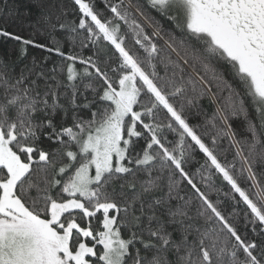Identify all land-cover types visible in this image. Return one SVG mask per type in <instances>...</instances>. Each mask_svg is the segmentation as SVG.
I'll return each instance as SVG.
<instances>
[{
	"label": "snow or ice",
	"instance_id": "6c2138e0",
	"mask_svg": "<svg viewBox=\"0 0 264 264\" xmlns=\"http://www.w3.org/2000/svg\"><path fill=\"white\" fill-rule=\"evenodd\" d=\"M45 3L51 47L0 27L21 57L32 46L66 61L16 73L0 57V264H264V0ZM203 96L218 107L192 125L185 106ZM195 149L205 159L190 174Z\"/></svg>",
	"mask_w": 264,
	"mask_h": 264
},
{
	"label": "trees",
	"instance_id": "16d2710c",
	"mask_svg": "<svg viewBox=\"0 0 264 264\" xmlns=\"http://www.w3.org/2000/svg\"><path fill=\"white\" fill-rule=\"evenodd\" d=\"M50 2H51V0H47V3H50ZM112 2L116 3V2H118V0H112ZM141 3H144V0H141ZM99 7L103 8L104 5L99 4ZM145 7H146V5H145ZM75 8H76V6L74 4H70L69 14H68L67 19L70 21L71 20H77V22H78V18L74 14H72L73 9H75ZM46 11H47V8H46L45 0H0V27L7 26L8 31L20 34V35L24 36L25 38H34L36 40V42L44 43V44L48 45L49 47H51L52 46L51 39L49 36L47 25L44 21V15L46 14ZM148 11L151 12L152 15L156 16L157 19H160V17L154 11H152L151 9H148ZM106 15L111 16V13L110 12L106 13ZM161 22L165 23V27L167 29L171 30L170 24H168L164 21H161ZM121 24H122V28H123V23L121 22ZM178 34L179 33H177V35ZM54 35L58 39L63 41V49L62 50L66 54L70 51V49H72L76 52L80 51L79 42H77V44L75 45V47L73 49V46L70 45L69 42L67 41L66 37L68 35H70V33L68 31L59 30L56 33H54ZM160 43L162 44L163 42L160 41ZM101 46L106 48L109 55H114L111 47L108 46L106 44V42H101ZM126 46L129 48H133L134 42L132 41L131 36H129L127 43H126ZM21 47H22V45L19 42L5 38L3 36H0V57H3L10 64L14 63L15 64L14 71L16 73H19L20 70L25 67V65L31 66V62H32L34 57L36 58L37 61H41L46 56L49 57V60L47 62V68H49V69H51L53 67L58 68L60 65L66 64V61L64 60V58H62L58 55H55V54H50L44 50H41V49H38V48H35L32 46H28L26 54L23 57H21V55H20ZM134 50H138V49H134ZM83 55L84 56H90V55H92V52L90 50L85 49L83 51ZM141 55H143L142 52H141ZM173 59H175L174 54H173ZM116 63H117V61L114 59L112 62L113 67H115ZM76 67L78 70H82L83 66L80 65L79 63H77ZM156 71L159 73L160 76H164L165 71H166L164 64L159 63L157 65ZM189 71H191V69H189ZM169 74H170V72H169ZM110 75H113V74L110 73ZM113 78L118 79V75H114ZM61 79H66V71H65V75L61 76ZM85 82H87V81H85ZM77 83H79V81H77ZM81 91H83V88H81ZM86 95L89 97V99H91L92 98L91 90H89L86 93ZM176 104H177V107L179 108L180 101L177 100ZM195 104L198 107L189 108V107L185 106V110H184L185 115L189 120V123L192 125L202 124L203 119H204L203 113H206L208 116H211L212 113L218 107V104L215 102L214 98L210 99L208 96L200 97L199 99H197L195 101ZM199 109H202L203 113L200 115H197V112ZM81 114L85 117V119L89 118V113L87 111H84ZM161 116L163 117V113H161ZM233 127L239 133L244 134L243 122L241 120H235L233 122ZM201 131H202V129H201ZM166 135L168 136L169 140L175 139V136L171 133H166ZM188 142L191 143L190 140ZM138 144L140 146H143L144 141L140 140V141H138ZM227 147H228V142L225 140V141H223V143L221 145V151H223ZM73 150H75V149H73ZM233 151L234 150L229 151L227 153L229 160L232 159V152ZM193 157H194V159H192L190 161V163L188 164V166L186 167V171H189L190 174L195 173L196 169L199 168L200 164H202L204 162V159H205L203 154L201 152H199L198 149H195L193 151ZM221 159H223V156H221ZM57 167H59V164H57ZM237 168H239V165H237ZM156 174L157 173L154 171L153 175H156ZM164 175L166 176V173ZM140 178L146 179L147 177L145 175L141 174ZM195 179L197 181H199V176H196ZM200 186H201V190L204 191L205 189L203 188V185H200ZM215 186L221 188L222 192H226L229 190L226 182H224L222 180V177H219V176L215 177ZM180 195L184 196L185 198H187L188 196L193 197V214H194L195 208L199 206V201L197 198H195V195H194L191 187L189 185H187L186 183H184L181 186ZM210 198L213 201H216L218 199L216 193H212L210 195ZM219 199L222 201L223 207L225 209V215H228V213L232 211L231 201L224 198L222 193L219 196ZM240 207L243 208L244 207L243 204H241ZM93 223H94L95 227H97V228L100 227L98 224L95 223V221ZM236 223H237V227L239 228L240 232L243 233L245 231L243 221L240 220V221H237ZM247 231H248V235L251 237L252 233L250 230V226L247 229ZM123 235L126 236V233H123ZM170 258H173V257H170Z\"/></svg>",
	"mask_w": 264,
	"mask_h": 264
},
{
	"label": "rangeland",
	"instance_id": "374dc122",
	"mask_svg": "<svg viewBox=\"0 0 264 264\" xmlns=\"http://www.w3.org/2000/svg\"><path fill=\"white\" fill-rule=\"evenodd\" d=\"M94 174V173H93Z\"/></svg>",
	"mask_w": 264,
	"mask_h": 264
}]
</instances>
